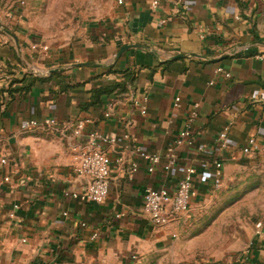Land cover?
<instances>
[{"label": "crops", "instance_id": "0c3cea01", "mask_svg": "<svg viewBox=\"0 0 264 264\" xmlns=\"http://www.w3.org/2000/svg\"><path fill=\"white\" fill-rule=\"evenodd\" d=\"M26 1L0 0V177L9 178L0 184V264H128L153 247L190 250L208 210L235 201L245 213L233 243L182 264H264V0H163L154 11L151 0H112L89 22L52 35L32 27ZM126 45L144 48L116 59ZM88 63L95 66L74 67ZM117 84L125 92L94 97ZM192 111V146L176 151L170 171L162 159L149 174L132 148L162 156ZM47 118L86 122L83 136L20 130ZM91 132L116 140L105 148L102 205L63 197L83 186L72 148ZM249 138L261 152H241ZM215 161L221 188L211 181ZM188 167L196 172L188 213L152 226L142 213L145 189L173 190ZM252 210L261 212L247 217Z\"/></svg>", "mask_w": 264, "mask_h": 264}, {"label": "built area", "instance_id": "2783aa9c", "mask_svg": "<svg viewBox=\"0 0 264 264\" xmlns=\"http://www.w3.org/2000/svg\"><path fill=\"white\" fill-rule=\"evenodd\" d=\"M163 0H151V10H156ZM118 4H122V0H117ZM36 47H32L35 49ZM43 51H47L42 46ZM215 74L223 75L224 79H230V75L221 68L214 71ZM179 99H175L174 106H177ZM142 113H144L142 111ZM106 116H108L106 114ZM196 118V112L192 111L184 129L178 134V138L172 145L168 146L162 156H151L141 151L137 147L132 148V152L142 160H145L149 166L147 172L152 174L154 168L160 164L162 159L165 161L163 170L170 171L177 163L176 151L182 146H192V138L190 135V126ZM86 122H76L69 124L67 122H58L54 118H47L42 122L29 120L20 125L21 132H27L34 129L43 128L52 133L69 136L71 140H78L83 136ZM127 141V136L122 137ZM220 146L223 147L225 140V130L219 135ZM264 140V138H262ZM115 138L105 136L99 132H91L85 135L84 142L72 148L77 154L76 163L73 168L75 177L83 182V186L79 190L72 192L64 191L63 197L79 200L84 203L99 204L105 203L108 194V184L110 175V159L105 152V148L114 145ZM262 147L254 138H249L242 147L241 152L244 155H251L261 152ZM0 164L5 165L6 160L2 159ZM130 172H137L135 164H131ZM211 181L213 186L221 188L222 186V163L215 161L211 165ZM196 172L193 168H186L184 176L177 183L173 190L167 188L147 187L143 194L142 213L147 217L150 224L154 227L166 228L178 220L179 217L188 213L192 199L194 197L193 182ZM8 177H0V184H7ZM63 216H66L64 213ZM96 236H93L95 238ZM175 238V236H173ZM132 257L131 259H133Z\"/></svg>", "mask_w": 264, "mask_h": 264}, {"label": "rangeland", "instance_id": "374dc122", "mask_svg": "<svg viewBox=\"0 0 264 264\" xmlns=\"http://www.w3.org/2000/svg\"><path fill=\"white\" fill-rule=\"evenodd\" d=\"M111 1L27 0L24 7L27 9L28 20L32 27L46 35H52L68 29L69 26L72 27L77 22H89L97 14L101 15L108 10ZM236 202H233L229 208L228 205H219L208 210L202 224L192 233L202 236L199 241L189 244L190 250L153 247L143 255L130 256L128 264H182L188 261L192 254L221 251L226 244L233 243L234 236L242 228L240 221L243 219V208L235 204ZM252 211V214H246L247 217L261 212V210ZM132 257L134 258L131 259Z\"/></svg>", "mask_w": 264, "mask_h": 264}, {"label": "water", "instance_id": "95a60500", "mask_svg": "<svg viewBox=\"0 0 264 264\" xmlns=\"http://www.w3.org/2000/svg\"><path fill=\"white\" fill-rule=\"evenodd\" d=\"M15 41V37L12 35V34H9ZM144 47L140 46V45H126L124 47H122L119 52L117 53L116 55V59H118L124 52L128 51V50H131V49H142ZM182 58H186V56H183V55H179V56H176L174 58V60L176 59H182ZM85 66H95V64H79V65H74V67H85ZM81 181V180H80Z\"/></svg>", "mask_w": 264, "mask_h": 264}, {"label": "trees", "instance_id": "16d2710c", "mask_svg": "<svg viewBox=\"0 0 264 264\" xmlns=\"http://www.w3.org/2000/svg\"><path fill=\"white\" fill-rule=\"evenodd\" d=\"M130 76V74H126V77ZM118 90L119 93H123L125 92V84H117V85H113L111 87H108L106 89H102L100 91H98L94 97L99 96L100 94H110L114 91Z\"/></svg>", "mask_w": 264, "mask_h": 264}]
</instances>
